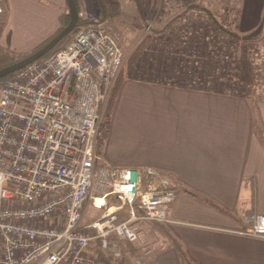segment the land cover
<instances>
[{"label":"built area","instance_id":"2783aa9c","mask_svg":"<svg viewBox=\"0 0 264 264\" xmlns=\"http://www.w3.org/2000/svg\"><path fill=\"white\" fill-rule=\"evenodd\" d=\"M123 57L105 22L89 23L0 85V264H109L122 243L145 247L152 222L173 223L175 179L104 156ZM86 205L100 216L82 224ZM244 223L264 237V215Z\"/></svg>","mask_w":264,"mask_h":264},{"label":"crops","instance_id":"0c3cea01","mask_svg":"<svg viewBox=\"0 0 264 264\" xmlns=\"http://www.w3.org/2000/svg\"><path fill=\"white\" fill-rule=\"evenodd\" d=\"M2 1L0 45L22 54L57 29L67 6L66 0ZM28 8L39 13L31 15ZM239 9L244 13L239 28L247 26L241 33H250L261 22L264 0H244ZM257 105L264 122V99ZM117 119L121 134L113 131ZM252 121L251 107L241 96L140 80L122 84L103 142L106 158L117 166H155L229 212L184 194L170 207L178 222L174 231L199 264H264V238L241 234L245 216L264 215V147ZM146 264L180 262L169 249Z\"/></svg>","mask_w":264,"mask_h":264},{"label":"rangeland","instance_id":"374dc122","mask_svg":"<svg viewBox=\"0 0 264 264\" xmlns=\"http://www.w3.org/2000/svg\"><path fill=\"white\" fill-rule=\"evenodd\" d=\"M78 1L80 15L83 18L93 20L98 19L102 12L99 3L103 5L102 14L106 15L103 20L106 30L123 51L122 66L107 97L108 101L113 86L121 74L123 79L115 99L114 108L108 114L105 107V116L109 127L111 115L116 108L124 81L140 80L144 83L150 82L161 86L169 84L176 88L203 90L227 95L229 94L226 93L229 86L235 87L233 85L236 81L237 70L240 77H245V74L248 77V83L242 90H245V97L243 98L249 103L252 110V124L256 120L257 113L264 126L257 105L258 99H264V65H262L264 41L256 45H247L246 51L252 53H248L247 58L243 59L247 69V72L244 70L243 73V69L241 67L237 69L238 66L234 61L228 62V64L223 62L228 53L234 49V44L229 36L219 34L217 26L210 17L211 14L215 20L222 22L228 31L241 35L243 34L241 30L245 32L247 29V26H242L241 30L239 28V22L244 14L239 8L242 7L244 0H84L86 6H83L80 0ZM65 11H67V6ZM27 12L34 16L39 13L35 8H28ZM262 15L260 20H263L262 31L264 32V9ZM80 27H75L66 35L56 49ZM146 36H150L151 41L132 69L123 74L122 70L126 59ZM251 63L252 70L248 68V64ZM181 76L182 78H180ZM237 90L240 91V89ZM120 125L121 122L117 119L114 122V134H121L118 131ZM258 125L260 123H257ZM259 130L264 131L260 127ZM128 145L133 146V143ZM128 155H132V153L129 152ZM99 216L100 211L86 205L82 224H87ZM170 218L173 223L167 225L173 229L178 222L171 215ZM151 226L145 230L146 246L140 248L138 257H128L124 255L125 252L123 251L121 257L125 264H132L135 260L137 264H146L147 261L154 259L158 253L169 249L174 250L167 241H164L163 237L152 230ZM147 248L150 251L145 254ZM106 256L104 254L101 257L105 259Z\"/></svg>","mask_w":264,"mask_h":264},{"label":"trees","instance_id":"16d2710c","mask_svg":"<svg viewBox=\"0 0 264 264\" xmlns=\"http://www.w3.org/2000/svg\"><path fill=\"white\" fill-rule=\"evenodd\" d=\"M75 3L77 6V10H78V20H77L76 28L80 27L82 25H86L89 23L101 22L104 20L106 15L104 13L102 14L104 9H103V5L101 3L98 2L99 6H101L102 12H101L99 18L96 20H93L90 18H85V17L83 18L79 13L80 12L79 1L75 0ZM3 13H4V11H3ZM208 14H209V12H208ZM210 17L213 20L214 24L217 26L219 34L222 33L224 35L229 36V38L231 39V42L234 44V49L231 51V53H228V55L226 56V60L223 62L225 64L226 63L228 64V62L234 61L235 64L238 66L237 69L241 67V69H243V73H244V70H245V72H247L246 65L244 64V61H243L244 58L245 59L247 58L246 56L249 53L246 51V48H247V45H252V44L256 45V44L264 41V32L262 31L263 20H261L259 25L250 33L239 35L235 32L228 31L226 29L225 25L222 22L215 20L211 16V14H210ZM69 20H70V16H69L68 6H67V11L62 12L58 17L59 25H58L57 29L45 41H43L41 44H39L37 47H35L33 50H31L30 52H28L26 54H18L16 52L10 50L9 48H4L0 45V68L11 65V64L27 57L28 55L35 52L36 50L40 49L47 42H49L53 37H55L61 30H63L64 27L68 24ZM4 22H5V18L1 17L0 18V33H1L2 28H3ZM262 32H263V35H261ZM63 39L53 49L48 51L43 57H47L50 54H52L56 50V47L63 41ZM149 41H151L150 36L144 37L142 39V41L136 46V48L130 53V55L128 56V58L125 61L124 69L122 70L123 74H125L126 71H129L132 69L133 65L137 62V60L142 55V52L145 49V47L148 45ZM248 68L252 70L251 65H249ZM13 74L14 73L9 74V75L1 78L0 79V85L4 81H6L8 78H10ZM243 77H240L239 71L237 70L236 81L233 85L235 87L231 88L229 86V89H227L226 93H229V94L235 95V96L245 97V93H244L245 90H242V89L244 88L246 83H248V77L246 76V74H245V77L244 78ZM181 78H182V76H181ZM122 79H123V77L120 74L119 77L117 78L115 85L113 86L111 94L109 95V98L107 101V106H106V112L108 114H110L112 112V109L114 108L115 99H116L118 91L120 89ZM237 89H240V91H238ZM257 123L258 124L260 123V125L257 126ZM259 127L264 130V126L261 123L260 117H258L257 113H256V120L253 122V130H254V133L258 136V139H259L261 145L264 147V135L262 136L264 131H260ZM175 181L177 182L178 194L188 195V196L196 199L197 201H199L201 203L207 204V205L217 209L218 211H220L222 213H225V214L229 213L227 210H225L224 208L219 206L218 203L213 198H211L210 196L203 194L197 190H194L190 187H186V186L182 185L177 179ZM151 225H152L151 226L152 230L155 233H157L158 235H160L161 237H163L164 241H167L168 244L174 248L180 264H199L196 260H194L191 257V255L189 254V252L187 251V249L184 247L183 243L181 242V239L179 238V236L176 234V232L170 226H168L166 223H160V222H152ZM122 247H123V251L125 252L124 255H127L128 257H130V256L138 257L140 254V251H141L140 248H137L135 246V244H132V243H122ZM105 260L109 264H125L124 259L122 257L115 259V258H112L110 256H106Z\"/></svg>","mask_w":264,"mask_h":264},{"label":"water","instance_id":"95a60500","mask_svg":"<svg viewBox=\"0 0 264 264\" xmlns=\"http://www.w3.org/2000/svg\"><path fill=\"white\" fill-rule=\"evenodd\" d=\"M66 3L68 6L70 20L68 24L64 27V29L61 30L55 37H53L44 46H42L40 49L36 50L35 52L31 53L27 57L11 65L0 68V79L42 58L48 51L53 49L66 35H68L76 27L77 20H78V10H77L75 0H66Z\"/></svg>","mask_w":264,"mask_h":264}]
</instances>
